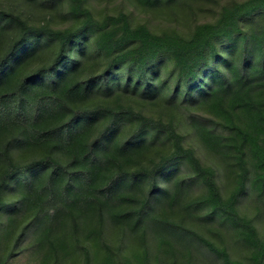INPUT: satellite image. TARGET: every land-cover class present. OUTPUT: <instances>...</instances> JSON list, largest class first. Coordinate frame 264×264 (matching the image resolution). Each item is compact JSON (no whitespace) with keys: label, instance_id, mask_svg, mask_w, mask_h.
<instances>
[{"label":"trees","instance_id":"1","mask_svg":"<svg viewBox=\"0 0 264 264\" xmlns=\"http://www.w3.org/2000/svg\"><path fill=\"white\" fill-rule=\"evenodd\" d=\"M112 1L0 0V264H264V0Z\"/></svg>","mask_w":264,"mask_h":264},{"label":"rangeland","instance_id":"2","mask_svg":"<svg viewBox=\"0 0 264 264\" xmlns=\"http://www.w3.org/2000/svg\"><path fill=\"white\" fill-rule=\"evenodd\" d=\"M119 0L112 1L110 7L115 8L118 5ZM200 7L202 8V12L209 13V15L214 13V10L216 9L217 4L213 2L212 0H204V2L200 3ZM100 10H103V8L106 7L105 1H100L98 4H96ZM136 18L144 20L148 18V15L146 13L136 12ZM153 24L157 25H163L164 23L172 24L173 19L168 17L167 15H161V16H155L148 18ZM192 144H194L196 147H198L199 143L196 140H193L192 137L189 139ZM201 156L204 161L210 162L211 160L201 152ZM231 184L229 183L227 187L225 188V192L229 191ZM199 191V189H198ZM196 192V189H195ZM178 206H174L171 208H177ZM240 209L243 212L248 213L250 216H253L255 219L256 226L258 227L261 235L264 238V215L261 214L258 211V207L255 203L251 202L250 198L248 196H245L243 200L240 203ZM183 212V210H182ZM199 213V212H198ZM179 215H182L181 212H178ZM190 220L193 221L195 224H200L201 229L205 234L210 237L215 243L221 245L225 244L227 245L229 252L231 253L232 258L242 261L245 264H253L250 259V252L248 248L236 238L234 235V232L229 228L228 226H224L221 224H218V221L209 223V221L205 218L196 217V216H190ZM111 239L113 241L117 240V233H112L110 235ZM138 246V242L136 244ZM198 247L194 248L195 255L198 257L195 259L194 264H223L221 259L216 255L213 254L208 249L199 248L200 251L197 250ZM198 251V252H197ZM27 254H19L16 257V260H14L13 264H26L28 261ZM171 259V258H169ZM183 259H179L177 264H181ZM162 264H167L162 262Z\"/></svg>","mask_w":264,"mask_h":264}]
</instances>
